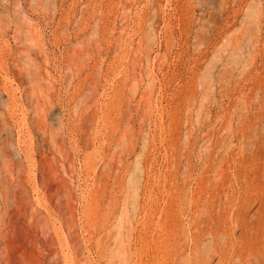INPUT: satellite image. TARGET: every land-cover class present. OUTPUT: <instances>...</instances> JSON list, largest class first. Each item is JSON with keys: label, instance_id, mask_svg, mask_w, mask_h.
I'll return each instance as SVG.
<instances>
[{"label": "rangeland", "instance_id": "rangeland-1", "mask_svg": "<svg viewBox=\"0 0 264 264\" xmlns=\"http://www.w3.org/2000/svg\"><path fill=\"white\" fill-rule=\"evenodd\" d=\"M262 254L264 0H0V264Z\"/></svg>", "mask_w": 264, "mask_h": 264}, {"label": "bare ground", "instance_id": "bare-ground-1", "mask_svg": "<svg viewBox=\"0 0 264 264\" xmlns=\"http://www.w3.org/2000/svg\"><path fill=\"white\" fill-rule=\"evenodd\" d=\"M262 255H264V254H262ZM264 258V257H263ZM255 259V258H254ZM257 259V258H256ZM261 263V261L260 260H257V264H260ZM252 264H254L253 263V261H252ZM262 264V263H261Z\"/></svg>", "mask_w": 264, "mask_h": 264}]
</instances>
